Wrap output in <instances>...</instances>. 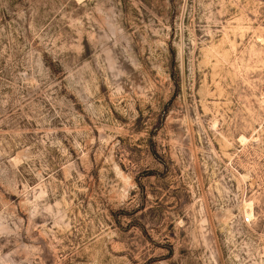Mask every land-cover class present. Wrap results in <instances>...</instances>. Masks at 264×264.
Returning a JSON list of instances; mask_svg holds the SVG:
<instances>
[{
    "label": "rangeland",
    "instance_id": "obj_1",
    "mask_svg": "<svg viewBox=\"0 0 264 264\" xmlns=\"http://www.w3.org/2000/svg\"><path fill=\"white\" fill-rule=\"evenodd\" d=\"M0 264H264V0H0Z\"/></svg>",
    "mask_w": 264,
    "mask_h": 264
},
{
    "label": "bare ground",
    "instance_id": "obj_2",
    "mask_svg": "<svg viewBox=\"0 0 264 264\" xmlns=\"http://www.w3.org/2000/svg\"><path fill=\"white\" fill-rule=\"evenodd\" d=\"M249 206H251V205L249 204ZM249 208H250V207H249ZM251 213H252V212H251V211H249V214H250V215H251Z\"/></svg>",
    "mask_w": 264,
    "mask_h": 264
},
{
    "label": "built area",
    "instance_id": "obj_3",
    "mask_svg": "<svg viewBox=\"0 0 264 264\" xmlns=\"http://www.w3.org/2000/svg\"><path fill=\"white\" fill-rule=\"evenodd\" d=\"M245 219H248V218L245 216Z\"/></svg>",
    "mask_w": 264,
    "mask_h": 264
}]
</instances>
